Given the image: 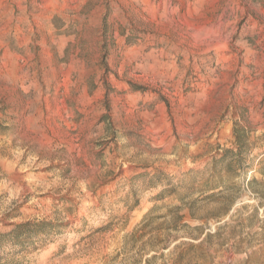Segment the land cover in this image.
Returning <instances> with one entry per match:
<instances>
[{"label":"rangeland","instance_id":"obj_1","mask_svg":"<svg viewBox=\"0 0 264 264\" xmlns=\"http://www.w3.org/2000/svg\"><path fill=\"white\" fill-rule=\"evenodd\" d=\"M263 160L264 0H0V264H264Z\"/></svg>","mask_w":264,"mask_h":264},{"label":"trees","instance_id":"obj_2","mask_svg":"<svg viewBox=\"0 0 264 264\" xmlns=\"http://www.w3.org/2000/svg\"><path fill=\"white\" fill-rule=\"evenodd\" d=\"M236 133V132H235ZM236 139H235V150H223L221 154H217L213 161L210 164V170L207 174V179L200 185L201 189L203 191H215L219 188L224 186L223 176H227L229 178L230 184L228 186H224V188L220 191H218L216 194H211L207 196V199H214L218 195H221L223 192L230 191L232 189L236 188V184L233 183V180H235L241 172H243L246 169V162L244 158V149H245V142L242 140L241 137H239L236 133ZM260 164L264 165V160L260 162ZM193 173V172H191ZM249 186L253 185H260L264 187V182H259L255 179H252L249 181ZM195 187V181L191 180V182L186 186L185 188V195H179L176 196L177 199L180 202H183L186 197L190 196L191 192L194 190ZM177 187L175 186H168L160 195L159 199L164 198V196L173 197L176 195ZM232 202H226L224 200L223 202L219 203L220 207L218 208L216 214L220 216H225L228 213V210L231 208ZM217 216V217H218Z\"/></svg>","mask_w":264,"mask_h":264}]
</instances>
